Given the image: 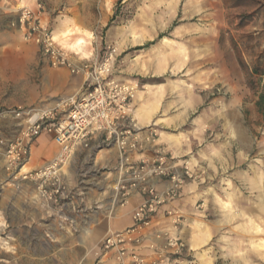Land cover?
Segmentation results:
<instances>
[{
	"label": "rangeland",
	"instance_id": "rangeland-1",
	"mask_svg": "<svg viewBox=\"0 0 264 264\" xmlns=\"http://www.w3.org/2000/svg\"><path fill=\"white\" fill-rule=\"evenodd\" d=\"M37 1L46 8L45 0ZM55 1V41L92 65L115 50L110 77L137 85L134 125L152 129L168 158L193 169L176 209L184 250L164 264H264V115L256 107L264 90V0ZM77 8L89 17L88 29L64 26V38L55 25L68 21ZM16 18L15 12L7 15V38H0V106L55 109L59 116L63 104L82 91V81L73 80L84 78L40 61L37 48L10 28ZM77 38L84 39L82 53L75 47ZM46 72L64 74L75 90L66 97L52 93L43 81L57 78H46ZM5 120L11 119H0ZM0 131L10 140L17 128L9 136ZM169 138L181 142L187 154L174 157L163 143ZM94 157L88 162L92 166ZM81 165L69 174L84 171L86 164ZM107 171L85 176L88 210L80 213L84 206L73 200L65 209L71 222L65 223L39 203L24 205L6 192L3 181L0 264L100 262L98 247L112 231L108 223L117 208L108 204L112 182H104ZM65 246L71 252L62 250Z\"/></svg>",
	"mask_w": 264,
	"mask_h": 264
},
{
	"label": "built area",
	"instance_id": "built-area-1",
	"mask_svg": "<svg viewBox=\"0 0 264 264\" xmlns=\"http://www.w3.org/2000/svg\"><path fill=\"white\" fill-rule=\"evenodd\" d=\"M42 14L40 5L36 9L19 8L16 20L9 26L22 31V40L38 49L42 62L48 67L83 76L82 91L63 104L59 116L51 109L31 120L35 110L0 106V119L16 121L17 128L10 140L4 139L0 131L4 185L17 193L33 185L35 200L41 206L63 223L71 222L65 209L77 197L85 196L86 175L80 172L72 177L70 166L75 163L76 152L94 138L93 150L114 148L117 154L113 169L116 179L108 198L110 209L123 208L131 198L139 201L132 211L130 226L108 232L101 240L100 262L111 258L113 264H164L170 257H178L184 250L179 233L182 216L171 204L179 199L186 182L194 178L193 173L186 163L177 167L168 160L152 129L145 131L134 125L132 101L137 85L110 77L115 50H111L102 63L94 65L71 57L58 46ZM40 135L50 137L59 152L42 168L25 172L33 143ZM147 148L154 151L152 160H132L133 155ZM164 207L167 208L161 213L160 222L155 221V215ZM155 223L159 226L148 239V232ZM143 247L149 250L150 256L139 253Z\"/></svg>",
	"mask_w": 264,
	"mask_h": 264
},
{
	"label": "crops",
	"instance_id": "crops-1",
	"mask_svg": "<svg viewBox=\"0 0 264 264\" xmlns=\"http://www.w3.org/2000/svg\"><path fill=\"white\" fill-rule=\"evenodd\" d=\"M45 1H46V3H45L46 8L43 9L44 11L42 14V19H43V22L45 25H47L48 27L51 26L50 29L53 31V35H54L55 30L52 29L54 27V25L52 23L56 20L52 19L51 13L53 12L54 8L58 5L59 1L58 2L55 1L54 2L55 4H53V0H45ZM37 5H38L37 0H0V38L1 37L7 38L5 35V30H6V25H5L6 20L5 19H6L7 15H10V13H12V12L17 13V10L19 8H23V7L35 8ZM56 18L58 19L60 17H56ZM67 18H68V21L64 22V21L60 20V24L55 25V26L59 27L60 31L62 30L61 33L63 35H65L64 38H67L65 31H63L66 29V28L64 29V26L67 27V29H68L73 24L74 27L83 26V30L88 29L89 20H87V19H89V17H85L84 15H82L80 10H78V8H77V10H72V15H70V17H67ZM13 30H15L14 32L19 34L20 38L22 39V31L20 29H13ZM72 35L74 36V34H72ZM78 39H81V38H77L76 40L78 41ZM68 40H69V38L67 39V41ZM82 40L84 41V39H82ZM57 44L59 47H62L59 43H57ZM75 47H76V45H75ZM62 49L64 50V48H62ZM64 51L66 53H68L66 50H64ZM39 56H40V61H42L40 53H39ZM70 56L74 57V58H79V57H76V55L75 56L70 55ZM46 78H57L56 81H55V79H54V81H53V79L52 80L50 79L48 81H47V79H45L43 82H44V85L46 87H50L52 89V93L58 92L61 97H66V96L70 95L73 92V90H75V88H74L75 85H73L72 80L66 81L64 78V74H62V73L50 74L49 72H46ZM61 78H63V79H61ZM73 81L75 83H78V84H79V82L82 81V85H83L84 80L78 78V79H75ZM16 107L25 108L22 105L16 106ZM13 126L15 127L12 120L0 121L1 130H3L4 133H6L7 135L8 134L10 135ZM163 143H165V145L167 146L168 149H171L172 153H174V155H175L174 157H182V156L187 154V151L184 150L180 146L181 142H179L176 139L169 138L168 140H164ZM95 144H96V141L94 140V138L90 139V141L86 143V146H84L83 148H81L80 150H78L76 152L75 163L70 166L71 167L70 171L73 169V166L77 163L79 165H81V164L85 165L86 164V169L84 171H82L83 173H85V175H87L88 173L89 174L93 173L92 175H94L95 172L98 173L100 170L108 169V171L106 173L103 172V176L105 174L104 182H106V184L108 183V181L114 182V180L116 179V173L113 172V169H114V167L116 165V161H117L116 151L114 148L102 149V150H93V148L95 147ZM158 144L163 148L162 144H160V143H158ZM58 152H59V147L52 141V139L50 137H48L46 135L38 136L33 143L32 150H31V157H30V160H29L27 166L25 167L24 171L25 172H32V171H36V170L42 168L45 164H47L51 160H53L55 158V156L58 154ZM100 152H104V154L100 155ZM93 154L95 156L94 157L95 163H97L98 158H102V160L96 166H95V163L93 164V166L88 163L89 159L93 157ZM81 156H82V158L80 159ZM153 158H154V151L151 148H147L146 150L132 156V160L134 162H138L141 159L150 161ZM168 160L173 161L174 166L180 167V165H181V162L175 160V158H173V157H169ZM190 170L192 171L193 169H190ZM70 171H69V173H70ZM69 175H71V174H69ZM71 176L73 177V175H71ZM4 179H5V174L2 170V166L0 163V184L4 181ZM88 183H89L88 181H85V183L83 185V189L85 191H87V189H88L87 188L89 185ZM108 187H110V186H108ZM112 188H113V186H112ZM183 188H184V186H183ZM183 188H182L181 193L183 191H185V190H183ZM5 190H6V192L17 195L16 197L18 198V200L22 201V203L26 206L27 205L28 206L29 205L38 206V202L35 200V197H34L35 191H34L33 185L26 186L21 191V193L15 192L13 189L9 188L8 186L5 187ZM77 201L79 204L84 206L83 209H81L80 213H86L87 212L86 210H88L87 205H89L90 201H88L84 196L83 197H81V196L77 197ZM95 202L100 203L99 200H96ZM138 204H139V201L137 198H134V199L131 198L129 200V202L127 203V205H125L123 208H116V211H115L116 213L114 212V216L112 217L111 221L108 223L110 230L120 231V230L130 226L132 211ZM180 206H181V199H177L176 201H174L171 204V207H173L174 209H178V210L180 209L179 208ZM166 208L167 207L162 208L157 213V215H155V217H154L155 221L160 222L161 213ZM69 215H70V212H69ZM100 215H101V211L97 212L95 214V217H96L95 220H98ZM158 226H159L158 224H156V223L154 224L153 228L148 232V235H147L148 239H149V237H151L153 232L158 228ZM182 232H183V229L181 230V233H180L181 239H183ZM64 233L67 234L68 231L64 230ZM147 242L148 241L146 240L144 242V244L146 245ZM80 243H84L83 239H80ZM77 247L80 249H84L86 246L84 247L82 245H77ZM62 250L68 251V253H69V252H71V246L70 247L65 246V248ZM139 253L145 257L150 256L149 250H147L145 247L141 248L139 250ZM85 264H113V260L111 258H108V259L103 260V261L98 262V263H95L94 261H89V262H85Z\"/></svg>",
	"mask_w": 264,
	"mask_h": 264
},
{
	"label": "bare ground",
	"instance_id": "bare-ground-1",
	"mask_svg": "<svg viewBox=\"0 0 264 264\" xmlns=\"http://www.w3.org/2000/svg\"><path fill=\"white\" fill-rule=\"evenodd\" d=\"M85 44V42L82 40V39H78L77 43H76V47H77V50L79 52H83V45ZM139 95V94H138ZM71 99V98H70ZM65 102V100L63 101H60L58 103V105H62L63 103ZM48 111H51V109H46V110H35L34 112H32L31 114V120H34L37 116H39L40 114L42 113H45V112H48ZM197 224V223H196ZM86 233H88V231H86Z\"/></svg>",
	"mask_w": 264,
	"mask_h": 264
},
{
	"label": "trees",
	"instance_id": "trees-1",
	"mask_svg": "<svg viewBox=\"0 0 264 264\" xmlns=\"http://www.w3.org/2000/svg\"><path fill=\"white\" fill-rule=\"evenodd\" d=\"M122 1L123 0H118V3L120 4ZM255 74H257L256 70H255ZM256 107L264 115V90L258 97V100L256 102Z\"/></svg>",
	"mask_w": 264,
	"mask_h": 264
}]
</instances>
